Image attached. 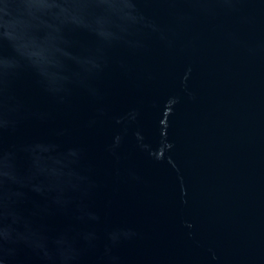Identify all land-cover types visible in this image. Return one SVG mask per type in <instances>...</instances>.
<instances>
[{"label": "water", "instance_id": "water-1", "mask_svg": "<svg viewBox=\"0 0 264 264\" xmlns=\"http://www.w3.org/2000/svg\"><path fill=\"white\" fill-rule=\"evenodd\" d=\"M0 264H264V0H0Z\"/></svg>", "mask_w": 264, "mask_h": 264}]
</instances>
